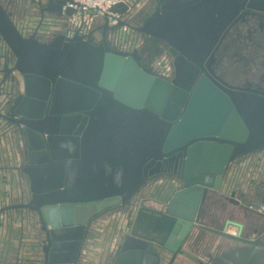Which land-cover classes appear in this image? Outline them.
I'll return each mask as SVG.
<instances>
[{"label":"water","instance_id":"1","mask_svg":"<svg viewBox=\"0 0 264 264\" xmlns=\"http://www.w3.org/2000/svg\"><path fill=\"white\" fill-rule=\"evenodd\" d=\"M71 2L48 0L43 12L68 23L76 13L67 8ZM134 6L114 9L126 21L111 31L125 25L171 43L160 31H177L176 18L194 5L178 0L175 8L158 7L140 27ZM248 7L264 12V0H251ZM104 23L100 29L107 31L108 20ZM38 30L22 35L0 2V41L13 64L10 80L2 82L0 122L21 129L22 173L31 194L30 204L1 209L0 216L18 210L37 216L39 263L79 264L92 223L122 213L134 216L132 231L120 240L111 264H172L208 242L202 232L217 236L209 250H222L209 257L210 264H264V231H254L255 239L249 234V214H262L227 199L240 208L245 223L228 220L218 231L202 225L217 221L203 212L207 195L223 189L233 168L264 153V95L205 78L192 89L190 71L199 63L179 46H170L180 57L169 80L143 67L138 51L114 49L105 33L96 44L91 35L70 38L63 29L42 40ZM179 152L180 191L163 212L141 207L148 179L163 159ZM231 227L237 236L228 234Z\"/></svg>","mask_w":264,"mask_h":264},{"label":"flooded vegetation","instance_id":"2","mask_svg":"<svg viewBox=\"0 0 264 264\" xmlns=\"http://www.w3.org/2000/svg\"><path fill=\"white\" fill-rule=\"evenodd\" d=\"M187 1L194 6L191 8L192 12H188L186 15L183 14L176 18L175 24H177V28H175L177 31H171L169 34H165L162 30L160 31V34L169 37L171 43L167 42L166 39L148 38L146 35L139 34L135 32V30L128 28V32L133 34L132 37L136 35V38L133 40V45L130 47L132 41L124 38L125 34H120L119 29H115L112 32L111 28L113 27L109 25L107 31L101 30L100 28L104 27L105 23L99 20L86 29L82 30L78 27L75 31L71 29L68 23L59 20L61 21V28L63 29V31L62 29L60 31L66 34V36L73 31V37L79 33L80 36L91 35L93 42L96 44L102 43L104 35L106 34L107 40L110 41L113 38L112 42L114 43L111 44L114 49L118 47V50L128 53L138 51L142 59L143 67L152 68L156 73L160 75L162 73L164 76L166 75L165 78L169 80H173L175 77L174 62L180 57L179 52L170 47L171 44L184 48L186 52L189 49L188 55L191 60L199 63L198 66L192 65L190 71L188 84L191 85L192 89L199 80L205 78L215 86L220 85L242 92L247 91L249 93L264 95V12L250 9L248 5L251 0H200L198 3H196L197 0ZM0 2L6 10L7 8L4 4L12 3L10 0H0ZM40 2H44V5L39 8L40 22L38 26L33 29L31 35L39 29L38 38L43 40L44 37H40V34H44L46 30L52 29L58 19L57 21L52 20L53 22L49 21L48 18L53 15L43 12L48 7V0H41ZM131 5H135L134 11L138 10L137 12L141 14L137 17V21L139 20L138 22L141 23V25L138 24V22L136 23V26L140 27L142 26V22L155 12V9L158 7L175 8L178 5V0H141L140 7L137 6V3H128L129 7ZM123 21H126L125 18ZM58 24H60V22H58ZM133 28H135V26ZM28 36H30V34L27 35V37ZM1 44H3L2 41H0V93L3 88L2 82L6 80V78V82L10 80L9 70L11 65L7 58L8 51L1 52ZM14 77L18 80L15 73ZM4 123L6 125L8 124V129L11 130L13 135L19 140L18 146L23 154L24 162L21 167L17 168V171L23 175L22 170L26 165V148L23 142L24 139H22L23 137L20 134L21 129L16 124ZM183 161L184 157L182 152L172 154L161 161L159 167L156 168L155 175L150 177L147 181L146 189H144L142 200L140 201L141 207L149 206V194L151 190H156L157 192L163 189L171 192V196L168 198L169 202L167 203L168 206L170 205L173 198L180 191ZM237 168L238 167H235L231 171H237ZM231 171L228 174L223 189L217 193H209L202 206L204 213L209 215V217L217 218L215 223H202L203 226L211 230L218 231L222 229V204L232 205L227 199L238 200L234 193H228L225 189L230 176H232ZM233 178L234 176L230 179ZM30 202L31 194L29 186L28 199L25 203L16 207L26 206L30 204ZM249 209L254 211L258 210L252 206H250ZM12 212L26 215L29 219H36L38 230L35 235H42L40 230L41 226H39L36 215L21 210L11 211L9 213ZM261 214L264 218V212ZM230 216H235V214ZM100 223L99 221H94L90 227L89 240L85 244L88 250L89 246L95 243V239L99 233L97 227ZM263 226L264 224L262 226H256L253 231H259V228ZM202 235L208 242H201L200 246L197 245L193 247L190 252L182 253L172 264H179L181 262L186 264H210L209 257L211 255L221 256L222 250L216 249V246H214L212 250L208 249L209 244L212 243L214 239H217V236L207 232H202ZM87 253H83L79 264H87L85 259L86 255L84 256V254ZM110 263H112V259H109L106 264Z\"/></svg>","mask_w":264,"mask_h":264},{"label":"rangeland","instance_id":"3","mask_svg":"<svg viewBox=\"0 0 264 264\" xmlns=\"http://www.w3.org/2000/svg\"><path fill=\"white\" fill-rule=\"evenodd\" d=\"M40 1L41 0H10V2H12L10 4L3 2L8 12L13 15V20L18 30L24 36L31 35L33 29H35L40 22L39 8L44 5V2L41 3ZM132 3H137L138 7L141 6V0H129V4ZM48 20L57 21L53 16H50ZM58 22H60V24H58ZM61 29V21L58 20L52 29L44 30V34H40V37H46L47 33L60 32ZM130 33L131 32H120L122 35L125 34L124 38L132 41L130 46L132 47L136 35L132 37L133 34ZM5 51L7 52L8 48L3 43L1 44V52L3 53ZM11 68H13V64L10 65V69ZM16 76L21 84L20 92H23L22 79L18 74H16ZM18 144L19 140L17 137L13 135L12 131L8 129L5 123L0 122V210L12 206H19L28 199L29 182L17 171V168L21 167L24 162L23 154ZM261 157H264V153L255 155L251 158L259 160ZM251 158L246 161L252 160ZM244 162L242 163L243 165ZM240 166L241 165L238 166L237 170H239ZM231 172V175L235 176V174L233 175L235 170ZM232 176H230V178ZM169 196H171L170 191H165L163 189L162 191L158 190L156 192V190H151L149 194V206L147 207H152L157 210L158 208H155V206H157L159 207L158 211H164L168 206ZM133 221L134 216L123 215L112 219L110 223L103 221L98 224L97 231L100 232L98 233V240L100 242L96 241L94 245L89 246L88 253L85 257L86 263L106 264L109 259L113 260L119 251L118 246L120 240L130 234ZM37 225L36 219L34 218L29 219L26 215H22L21 213L6 212L0 216V237L5 241L11 238V246H16L18 245L17 238H19L22 233L24 238L20 241H23L24 247L29 251L32 244L37 243V240L32 239L37 233ZM31 258L32 256H27V259Z\"/></svg>","mask_w":264,"mask_h":264},{"label":"crops","instance_id":"4","mask_svg":"<svg viewBox=\"0 0 264 264\" xmlns=\"http://www.w3.org/2000/svg\"><path fill=\"white\" fill-rule=\"evenodd\" d=\"M250 161H245L244 165L241 164L239 170L235 171L233 179H230L227 186L226 192L235 194V197L238 199L243 206L249 208L250 206L258 209V213H262L264 209V157H261L259 160H254L251 158ZM151 206V205H150ZM155 208H158L155 206ZM157 209V210H158ZM232 211H236L235 216H230L229 214ZM256 211V210H255ZM240 212V208L232 206L230 204H222V225H224L228 220L233 222L243 224L245 223L244 214ZM249 214L250 219H252L253 226L249 229V234L251 239L257 238L253 234V229L256 226H262L264 224V218L259 216H253ZM123 216L122 213H116L107 223H110L112 219ZM264 226L259 228V231H263ZM230 232H238L237 228H229ZM100 233V232H99ZM22 238L24 235L21 233L18 239V245L11 246V238L8 241L2 240L0 237V264H40L37 254L39 250L35 247L37 243L32 244L29 251L24 247ZM16 239V240H17ZM34 239V238H32ZM99 237L95 239V242H100ZM35 240V239H34ZM32 256L31 259H27V256ZM186 264V263H179Z\"/></svg>","mask_w":264,"mask_h":264},{"label":"built area","instance_id":"5","mask_svg":"<svg viewBox=\"0 0 264 264\" xmlns=\"http://www.w3.org/2000/svg\"><path fill=\"white\" fill-rule=\"evenodd\" d=\"M72 2L67 4V8L74 10L76 13L68 20L73 31L76 28L86 29L93 25L98 20H108L110 27H117L123 22V15L120 12H114L120 5H128L129 0H71ZM120 32H128L127 26L119 28ZM71 31L67 37H73L74 32ZM260 212H264L260 211ZM231 235L236 236L237 232H230Z\"/></svg>","mask_w":264,"mask_h":264},{"label":"bare ground","instance_id":"6","mask_svg":"<svg viewBox=\"0 0 264 264\" xmlns=\"http://www.w3.org/2000/svg\"><path fill=\"white\" fill-rule=\"evenodd\" d=\"M231 235V234H230ZM231 236H233V235H231ZM237 236V235H236ZM235 237V236H234Z\"/></svg>","mask_w":264,"mask_h":264}]
</instances>
